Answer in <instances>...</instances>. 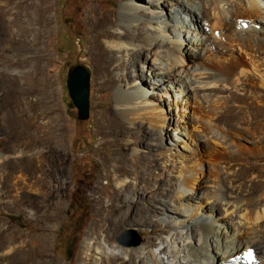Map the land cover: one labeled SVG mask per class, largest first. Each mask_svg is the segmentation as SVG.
Instances as JSON below:
<instances>
[{"label":"bare ground","instance_id":"obj_1","mask_svg":"<svg viewBox=\"0 0 264 264\" xmlns=\"http://www.w3.org/2000/svg\"><path fill=\"white\" fill-rule=\"evenodd\" d=\"M108 1L112 0L97 1L102 16L89 21L91 47L86 58L94 73L95 90H117L116 110L101 112L103 138L111 132L116 137L128 136L126 130L130 126L129 135L133 139L138 136L144 142L154 138L152 146L157 150L164 141L168 119L136 94L133 78L138 80V72H142L139 80L145 82L143 87L157 91L149 96L165 98L170 103L173 93L177 105L184 104L180 98L185 94L181 85V73H185L184 78L198 84L194 93L221 90L225 85H231L236 92L239 84L243 90L252 86L254 100L247 104L249 113L237 114V117L246 115L247 127L239 126L246 125L243 118L235 127L264 145V100L255 95L258 89H264V0H115L119 2L117 13L108 11L104 5ZM132 6L143 10L134 12ZM52 11L50 0H0V207L10 210L24 206L37 213L34 222L45 224L40 228L41 233L11 232L7 224L4 231L0 229V264H12L16 241L23 237L25 245L23 241L18 248L26 252L25 264H47V259L50 264L53 262L47 225L59 220L58 210L64 199L61 190L69 163L64 151L66 131L62 119L50 117L46 112L45 117H40L35 112L34 104L28 101L35 91L31 87L30 70L24 71L33 59L42 56L44 41L55 32ZM206 28L212 36L205 33ZM186 39L191 47H186ZM190 64L196 65L192 68ZM168 84L174 85L173 89ZM205 96L202 99L209 102ZM243 99L247 97L234 96V100ZM223 103H227L226 99ZM27 108L30 119L35 118L32 122L27 119ZM209 118L210 114H196L192 128L201 135L197 140L208 138L214 146L228 145L225 143L228 134L216 132ZM177 129L174 128L179 136L176 142H195L193 135L189 138V131L177 132ZM184 149L188 152L186 145ZM210 154L213 163L222 162L226 154L235 159L242 156L232 150L227 153L214 150ZM158 157L164 160L160 165L166 171L155 177L151 171L146 172V179L138 175L136 164L128 168L112 167L116 189L109 197L104 217L96 219L90 228L82 259L90 264L105 261L172 264L173 260L175 264H237L239 255L251 249L256 253L254 264H264L261 259L262 256L264 259V217L253 204L254 199L245 201L242 187L230 188L231 177L223 179L214 169L210 171L215 178L213 190L210 194L203 193V174L197 171L202 164L200 156L176 155L166 150ZM247 170L251 172L250 167ZM130 175H134L132 181L120 179ZM258 187L246 192H257ZM206 214L215 220L199 219ZM130 225L140 226L144 234L150 235L157 234V227L164 234L175 231L169 241L178 250L168 251V247H163L154 252L152 246L156 248L159 244L154 246L153 238L148 236L141 245L123 249L126 261L121 255L107 254L99 238L103 236L108 247L119 249L116 235ZM177 230H185L184 235Z\"/></svg>","mask_w":264,"mask_h":264},{"label":"rangeland","instance_id":"obj_2","mask_svg":"<svg viewBox=\"0 0 264 264\" xmlns=\"http://www.w3.org/2000/svg\"><path fill=\"white\" fill-rule=\"evenodd\" d=\"M97 1L98 0H50L53 6L50 17L55 27V32L50 36V39L44 41L42 48L45 51L42 56L33 59L31 64L24 67L25 72L30 70V79L32 80L31 87L35 90L28 98V101L31 102L32 105L34 104L33 107H35V112L38 114L40 113V117H45L44 114L46 112L50 117L62 119L66 131L64 151L69 156V163L67 169L68 174L66 180H63V189L61 190L64 199L58 210L59 220L51 226L47 225V228H50L49 230L47 229V232H51L49 255L52 256V264H90L89 260L86 261L82 259L86 252L84 246L86 242H88L87 239L90 234L91 226L96 219L104 217L105 208L109 204V197L116 189V180L113 176L114 174L111 172L112 167L126 166V168H128L136 164L138 175L146 179V174L151 171L153 177H155L166 171V168L160 165V162L164 160L158 157L162 151L166 150H171L176 155L185 154L191 157L194 154L202 158L201 167L197 171L203 174L201 175V189L203 193L210 194L213 190L212 185H214L215 178L211 176L210 171L214 169L223 179L231 177L230 179H232L233 182H230V185L227 184L229 187L241 186L243 191L242 194L245 193V201L246 199H254L253 204L256 205V209L259 208L260 213L264 217V145L259 142H254L256 140H253L250 134L242 129L238 130L236 128L238 124L241 123V118H243L246 125L239 124V126L241 128L247 127L246 115L244 117H237V114L249 113L247 104L254 100V90L252 86L248 85L246 89L243 90L241 84H239L237 85L238 93L231 85H225V88H221V90L210 89L196 91L194 93L198 84H195L187 77L184 78L185 73H181L183 76L181 78V85L182 88L185 89V94L181 96L180 100H182L184 104L179 103L175 105L173 93H171L169 97L170 103H168L169 101L165 98L149 96L155 95L157 91L150 87H143L144 81L142 80L143 82H141L139 80V76L143 75V73L138 72V80L137 77L133 78L137 85L136 94L144 97L148 103L155 106V108L164 116H167L168 119V124L164 128L165 138L162 146L159 147L161 150L159 148L156 150V148L152 146L155 142L154 138L151 140L145 139L144 142H140L138 136L133 139V137L129 135L131 131L130 126H127L126 130L128 136L116 137L115 132H111L108 137H102V129L100 126L101 112L108 109L116 110L117 90L115 88L110 91L97 92L95 90L94 73L91 65L86 59L87 52L91 47L89 21L102 16L101 13H103L101 5L97 3ZM104 5L107 7L108 11L118 12L119 2L112 0ZM131 9H133L134 12L143 10L140 6H132ZM167 14L168 12H166V15ZM222 19L223 18H221V20ZM199 22L201 21L199 20ZM205 33L208 36L211 35L209 28L205 29ZM214 34L217 35V32ZM184 36H188V34L184 33ZM185 44L186 47H191L187 39ZM207 56L208 55H206L205 60H208ZM75 66L83 67L90 76L89 115L86 120L78 119L77 109L72 104L66 88L67 74L70 68ZM189 66L194 68L191 64ZM139 81L142 84H140ZM25 82L28 81L25 80ZM168 86L171 89L174 87L172 84H168ZM101 93L102 98H99ZM203 94L207 96L205 97L208 98L207 101L209 102H205V98L202 99ZM238 94L241 97L245 95L247 99L241 101L234 100V96ZM255 95L264 100V89H258ZM224 99H226L227 103H223ZM23 106L26 108L24 100ZM200 112L206 115L210 114V124L213 123L212 128H214V130L216 129V132L228 134L226 137L228 140L225 141L228 145L225 144L226 146L224 145V147L223 145L214 146L208 138L206 139L207 141H198L201 135L197 133L192 126L195 124L196 114ZM232 112L234 113L230 115ZM26 115L29 121H34V117L30 119L31 114L29 111ZM144 126L146 128L148 127V125ZM177 127V132L179 130L182 132L189 131V138L193 135V137H195V142H191L190 140H184V144L176 142L179 136L176 134L174 128ZM195 143H198V146L194 145ZM210 143L212 144L209 145ZM185 145L188 148V152L184 149ZM214 150L225 153H227V150H232V152L237 151L242 153V156L240 159H235L231 154H226L223 159L225 161L222 160V162L213 163L210 153ZM248 167L251 169L250 173L247 170ZM218 170L222 171L219 172ZM167 171H170L169 166H167ZM133 177L134 175H130L127 178L121 177L120 179L132 181ZM260 185L262 186L260 187ZM258 186L260 189H258L257 192L251 194L246 192ZM232 191L234 192V189H232ZM187 193L190 194V192ZM134 199L137 200V198ZM136 200L134 203L138 202V200L137 202ZM193 205L195 206L196 204L194 203ZM23 208L24 206H19L16 209L5 210L4 207H0L1 232L6 229L7 225L12 230L11 232L15 233L18 230L24 233L43 232L40 228L45 224L34 222L37 213ZM218 216H220L219 213ZM210 217L211 216L206 214L200 216L199 219L204 222H213L215 219L212 217L210 220ZM179 218L181 220L184 219L181 216ZM157 229V234L151 233L150 235L149 232L144 234L140 226L130 225L125 226V228L123 227L116 235V243L121 249L108 247L104 243L103 236L99 238V243L107 254L113 253L121 255L122 259H125L124 261L128 258L126 255H123V249L134 248L141 245L148 236L153 238L152 241H154V246L159 244L156 248L152 246L154 252H158L159 249L163 247H168V251L174 250V252H176L178 246L169 241V238L171 236L174 237V233L176 232L171 230L168 235L161 233V228L157 227ZM44 231L46 232V230ZM177 231L181 232L182 235L185 233V230ZM161 237L164 240H162V242ZM18 241H16L17 249L14 252L12 264H25L24 258L26 252L18 248V246L23 241L25 245L26 238L23 237ZM137 241H139V244L137 246H132V244ZM88 254L92 253L89 252ZM261 259L262 261L264 260L263 256ZM172 262V264H175L174 260ZM105 263L110 264L108 261H105ZM47 264H50L49 259H47Z\"/></svg>","mask_w":264,"mask_h":264},{"label":"water","instance_id":"obj_3","mask_svg":"<svg viewBox=\"0 0 264 264\" xmlns=\"http://www.w3.org/2000/svg\"><path fill=\"white\" fill-rule=\"evenodd\" d=\"M89 81L88 72L80 66L70 68L66 77V88L72 104L77 109L79 120H86L89 115ZM139 241L132 244L137 246Z\"/></svg>","mask_w":264,"mask_h":264},{"label":"snow or ice","instance_id":"obj_4","mask_svg":"<svg viewBox=\"0 0 264 264\" xmlns=\"http://www.w3.org/2000/svg\"><path fill=\"white\" fill-rule=\"evenodd\" d=\"M247 255H248V258H249V259L252 258V253H251V252H249Z\"/></svg>","mask_w":264,"mask_h":264}]
</instances>
